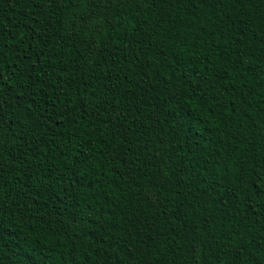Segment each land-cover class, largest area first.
Returning <instances> with one entry per match:
<instances>
[{"label":"trees","instance_id":"trees-1","mask_svg":"<svg viewBox=\"0 0 264 264\" xmlns=\"http://www.w3.org/2000/svg\"><path fill=\"white\" fill-rule=\"evenodd\" d=\"M0 264H264V0H0Z\"/></svg>","mask_w":264,"mask_h":264},{"label":"snow or ice","instance_id":"snow-or-ice-1","mask_svg":"<svg viewBox=\"0 0 264 264\" xmlns=\"http://www.w3.org/2000/svg\"><path fill=\"white\" fill-rule=\"evenodd\" d=\"M0 79H3V74H2V72H0ZM3 226L2 225H0V228H2Z\"/></svg>","mask_w":264,"mask_h":264}]
</instances>
